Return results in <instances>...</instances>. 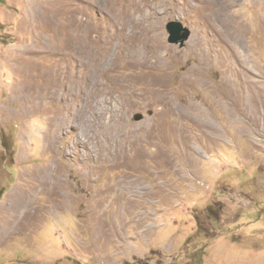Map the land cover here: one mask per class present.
I'll list each match as a JSON object with an SVG mask.
<instances>
[{
    "label": "rangeland",
    "instance_id": "374dc122",
    "mask_svg": "<svg viewBox=\"0 0 264 264\" xmlns=\"http://www.w3.org/2000/svg\"><path fill=\"white\" fill-rule=\"evenodd\" d=\"M214 1L0 0V264H264V0Z\"/></svg>",
    "mask_w": 264,
    "mask_h": 264
},
{
    "label": "bare ground",
    "instance_id": "6f19581e",
    "mask_svg": "<svg viewBox=\"0 0 264 264\" xmlns=\"http://www.w3.org/2000/svg\"><path fill=\"white\" fill-rule=\"evenodd\" d=\"M156 1H158V0H131V2H132V4L134 5V7H135V9L137 8L138 10L139 9H141V6H140V4H142V3H145V5H150V4H153L154 2H156ZM192 1H194V2H196L197 4H198V18H199V26H217L216 25V21L214 22L213 21V16L214 15H216L217 13H219V12H222V13H225V11L224 10H222V9H218V10H216V11H211L210 9H212V7L214 6V4H215V1L214 0H192ZM131 4V5H132ZM210 7V8H209ZM207 12V13H206ZM220 14V13H219ZM219 17H221L220 19H222L223 21H224V16H222V15H220ZM217 19V18H216ZM124 21L125 22H128V18L127 17H125L124 18ZM225 22H228V20L226 19L225 20ZM233 22L236 24L237 23V25H238V21L236 20V19H233ZM246 23V22H245ZM126 24H128V23H126ZM219 24V23H218ZM221 26H229V24H224V25H221ZM242 26H245V24H244V22L243 21H241L240 22V24H239V26H236L235 27V30H240V32L242 31L244 34H246V31H245V27H242ZM247 28V27H246ZM238 32V31H237ZM249 32V31H248ZM239 33V32H238ZM237 33V34H238ZM241 34L240 35V37H243L244 36V34ZM128 34L126 33L125 34V36H127ZM233 35H234V33H233ZM124 36V37H125ZM134 36V34L133 33H130L129 34V36H128V39H132V38H134L133 37ZM237 37H238V35H236ZM139 37V36H138ZM127 39V40H128ZM239 39H241V38H239ZM104 47H103V52L102 53H98L96 56H95V60L94 59H92L90 56V54H87L88 55V57L90 58V59H88V61H86V62H82V67H83V70L82 71H84L83 73H85L86 75L87 74H90L91 72H93V70H94V68H96V69H98L99 68V71H102L104 74L103 75H106V74H108V72H110L109 70L110 69H107V68H105L104 67V64H103V59H104V54H107L108 52V49H109V44L107 43V42H105L104 44ZM159 46H162V45H158V47ZM156 48H157V46H151V55H148V54H145L146 53V51H144L143 50V55H141L140 54V56H141V61L140 60H138L136 63H133V61H132V63H130V66H132V67H142L143 69L144 68H146V69H156V68H158V64H157V61H158V59L160 58V51L162 50V48H160L159 47V49H158V51L156 52ZM75 50V49H74ZM79 50H81V49H79ZM83 50V49H82ZM78 52H80V51H78ZM128 52V51H127ZM156 52V54H157V56H156V54L154 55V53ZM85 55V54H84ZM131 55V54H130ZM162 55V54H161ZM231 55V54H230ZM100 56V57H99ZM129 56V55H128ZM87 57V58H88ZM131 58V57H130ZM159 60H161V59H159ZM129 61V60H128ZM160 62V61H159ZM128 64V63H127ZM161 65H162V63H161ZM141 69V68H140ZM197 67H193V68H191L190 70H189V74H188V76H194V74L197 72ZM81 71V72H82ZM84 74V76H86ZM81 75V74H80ZM89 76V75H88ZM82 78V77H81ZM107 78V80H106V83L105 84H101L103 87L101 88V90H105V88H106V86L108 85V81H109V83L113 86V88H115V86L116 85H114L115 83L109 78V77H106ZM154 79V78H153ZM186 82H188V80H186ZM191 82V81H190ZM195 81H193V83H194ZM100 82H98L97 84H99ZM102 83V82H101ZM155 83V82H154ZM110 86V85H109ZM46 88H48V90L46 89V91L44 92V97H45V101H47V99L49 98V97H51V95L52 96H54V93H52V92H50V90H54L53 88H52V86H49V85H46L45 86ZM44 87V88H45ZM108 87V86H107ZM100 88V87H99ZM112 88V89H113ZM107 89V88H106ZM107 91V90H106ZM110 91V90H109ZM57 95L55 94V97H56ZM165 101V100H164ZM170 108H171V106L170 107H167V106H165V108H164V110L163 111H165V112H167L168 114H170ZM174 110V109H173ZM47 113V112H46ZM174 113V112H173ZM46 116V115H45ZM59 118V117H58ZM181 119V118H180ZM185 119V118H184ZM47 120L48 119H46V123H45V129H46V133L47 132H49L51 129H52V125H51V122H47ZM58 120V119H57ZM56 120V121H57ZM156 120L158 121V122H163L164 121V118L162 117V116H158V117H156ZM69 123V122H68ZM177 124V123H176ZM71 125V124H70ZM177 127V126H176ZM160 129V128H159ZM172 129V128H171ZM175 129V128H174ZM53 130H54V128H53ZM177 130V129H176ZM172 131V130H171ZM178 131V130H177ZM182 131V130H181ZM180 132V131H179ZM48 134V133H47ZM172 135V134H171ZM181 135H182V133H181ZM179 136V135H178ZM183 136V135H182ZM158 137V136H157ZM49 138H50V136H49ZM150 139H151V141L154 139V137H152V135H151V137H150ZM50 141V140H49ZM186 144V143H185ZM137 151V154H134L133 156H132V158H133V161L134 160H138L139 161V159H141L142 157H144L143 156V154H142V152H140L138 149L136 150ZM185 151V150H184ZM169 153V152H168ZM141 156V157H140ZM151 156V159H155V160H157V159H160V158H164V159H167L169 162V164H172L173 163V159H171V158H169V156H168V154L166 153V152H164V153H159V152H156V155L154 154V153H152V155H150ZM186 156V155H185ZM118 158H120V156H118ZM177 158V157H176ZM179 158H180V156H179ZM123 159V158H122ZM121 160V159H120ZM123 160H125V159H123ZM126 161V160H125ZM133 161H132V163H133ZM136 162V161H135ZM163 164V163H162ZM162 164H161V166H162ZM182 164V163H181ZM134 165H135V163H134ZM183 165V164H182ZM138 166V165H137ZM144 168V167H143ZM139 171H141V170H139ZM45 183V182H44ZM22 200H24V199H22ZM17 202H18V200H16ZM15 201V202H16ZM16 202V203H17ZM19 203H21V199H19ZM22 204V203H21Z\"/></svg>",
    "mask_w": 264,
    "mask_h": 264
},
{
    "label": "water",
    "instance_id": "95a60500",
    "mask_svg": "<svg viewBox=\"0 0 264 264\" xmlns=\"http://www.w3.org/2000/svg\"><path fill=\"white\" fill-rule=\"evenodd\" d=\"M167 31H168V41L174 45L185 46V44L191 38V30L184 26L182 22L179 21H171L167 24ZM143 115L139 114L137 116V120H142Z\"/></svg>",
    "mask_w": 264,
    "mask_h": 264
}]
</instances>
